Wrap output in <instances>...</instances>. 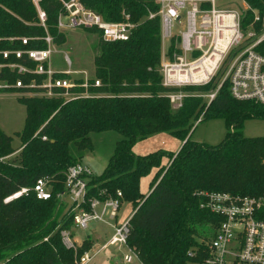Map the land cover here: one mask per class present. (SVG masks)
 Returning a JSON list of instances; mask_svg holds the SVG:
<instances>
[{
	"label": "trees",
	"instance_id": "16d2710c",
	"mask_svg": "<svg viewBox=\"0 0 264 264\" xmlns=\"http://www.w3.org/2000/svg\"><path fill=\"white\" fill-rule=\"evenodd\" d=\"M63 1L68 0H38L36 6L33 0H0V51L12 52L7 57L0 53V82L37 84L46 78L45 74L20 73L8 65L34 68L36 62L24 51L46 48V35L55 46L65 43L66 34L57 27ZM77 1L104 20L120 21L123 14H129L136 25L128 39L117 41H106L99 30L88 28L98 34L94 77L87 88L67 90L69 94L86 91L87 95L65 99L66 89L55 87L52 96L17 97L26 112L23 128L16 132L20 147L13 148L12 136L0 128V264H75V259L90 249L89 237L75 248L64 245L60 231L71 226L69 211L59 221L60 206L53 207L55 201H61L56 193L64 190L67 167L92 148L89 134L106 130L116 131L122 138L116 141L102 173L88 182L87 194L103 198L120 190L122 199L131 202L127 243L142 264H202L222 218L200 207L201 192L226 191L264 199V135L250 137L242 131L246 119H264V104L234 98L228 79L221 83L222 66L206 84L163 86L158 70L160 17L149 18L159 9L157 0ZM245 1L264 11V0ZM37 7L45 12V27L40 24ZM251 20L249 9L242 17L243 29ZM173 46L171 39L170 50ZM15 50L23 51L20 57L15 56ZM53 77L71 75L57 72ZM94 79L99 80V86L93 85ZM219 83L210 101L201 95L215 90ZM0 90L35 93L44 89L12 86ZM178 90L193 94L174 108L167 94ZM217 118L223 119L227 129L217 144L186 138L196 121ZM160 131L182 141L177 152L168 154L165 164L161 150L133 153L137 140ZM16 151L14 158H8ZM152 167L157 169L156 175L149 190L142 193L140 178ZM44 175L51 178L53 192L49 199H38L32 186ZM21 187H29V191L5 201Z\"/></svg>",
	"mask_w": 264,
	"mask_h": 264
},
{
	"label": "built area",
	"instance_id": "2783aa9c",
	"mask_svg": "<svg viewBox=\"0 0 264 264\" xmlns=\"http://www.w3.org/2000/svg\"><path fill=\"white\" fill-rule=\"evenodd\" d=\"M37 1L33 0L35 5ZM217 1L157 0L159 9L156 13H150L149 18L155 15L160 17L161 60L158 70L162 75V85L180 88L206 84L230 56L223 70L221 83L228 79L230 93L238 100L264 104V11L251 8L245 0L244 7H236L235 4L218 6ZM63 7L64 12H60L57 18L59 30L92 28L99 30L104 40L117 41L128 39L136 25L130 20L129 14H123L120 21L104 20L101 15L85 8L77 0L63 1ZM249 9L252 10V20L243 29L242 17ZM37 11L40 24L45 27V12L39 7ZM175 26L177 29L174 32ZM171 39H174L172 50L169 44L165 45V40L170 43ZM44 40L47 42L46 48L24 51L36 62L34 68L17 63L8 65L20 73L45 74L46 78L42 83L31 81L24 84L17 80L15 84L0 82V87L43 88L42 94L46 96L55 95L53 88L63 87L66 89L63 95H87L86 91L75 94L67 92L68 88L75 86L87 88V78L76 81L77 78L74 77H53L54 73L70 74L71 70L52 69L50 56L55 51V45L50 35L44 36ZM22 42L26 43V38H22ZM22 52L13 51L16 57H20ZM0 53L7 57L12 52L5 50ZM64 60L70 65L67 54H64ZM221 83L215 90L201 95L210 101ZM93 85L99 86V80L94 79ZM167 96L172 106L178 108L187 93L183 90L170 91ZM93 176L95 175L88 164L76 162L67 167L63 180L64 190L56 194L61 201L69 194L70 227L87 228L90 221H98L113 228V233L104 243L84 251L75 259V264L88 263L100 250L109 246H125L136 256L134 249L127 243L131 214L122 223H116L122 192L117 190L115 195L103 198L89 196L88 182ZM28 191L29 187H21L5 201ZM32 191L38 199H49L53 192L51 178L48 175L38 177ZM201 194L203 200L200 207L222 218L214 229L208 243V256L202 264H264V199L226 191H206ZM60 235L65 246L75 248L76 239L72 238L70 229H62ZM123 259L130 262L132 256L125 253Z\"/></svg>",
	"mask_w": 264,
	"mask_h": 264
},
{
	"label": "rangeland",
	"instance_id": "374dc122",
	"mask_svg": "<svg viewBox=\"0 0 264 264\" xmlns=\"http://www.w3.org/2000/svg\"><path fill=\"white\" fill-rule=\"evenodd\" d=\"M228 4H235L236 7H244L243 0H218V6H225ZM184 18V12L182 13ZM177 27H173L175 32ZM66 41L61 46H55V51L50 56V64L52 69L56 70H71V77L88 80L92 77L94 71V56L98 51L97 38L98 34L91 32L88 28H74L65 29ZM169 44V40H165V45ZM64 54H67L70 65L64 60ZM230 56L222 63V69L225 68ZM221 69V70H222ZM185 92V91H184ZM187 96L192 94L186 92ZM43 95L42 92L35 93H22L16 91H1L0 90V128L8 135L12 136L11 146L13 148H19L21 141L16 132L22 130L24 125V119L26 116L25 106L17 99L18 96H33ZM204 97V96H203ZM63 98L68 99L70 95H63ZM206 100H208L206 98ZM226 127L223 119H209L196 121L191 130L187 133L186 138L197 142H204L208 144H217L222 140L226 134ZM243 134L246 136H263L264 135V119L249 118L244 121L242 127ZM91 138L92 148L84 152L83 157L78 162H84L88 164L94 175V179L102 173L103 168L108 162V159L114 151L116 141L122 138V135L113 130H106L100 132H91L89 134ZM182 145L180 138L175 137L167 131L156 132L144 139L137 140L133 146L132 151L135 155H146L151 152L161 150L164 154L161 157L162 163L168 161V154L175 153ZM17 155V151L13 152L10 157L14 158ZM157 169L152 167L148 172L143 174L140 178L139 187L142 193H146L149 190L150 183L156 175ZM57 194V193H56ZM69 194L63 198V201H55L53 210H56L59 206L58 220L62 221L67 215V211L70 208ZM58 203V204H57ZM133 205L131 202L121 199V205L118 211L117 224L122 223L125 218L132 212ZM65 214V216H64ZM50 215V214H48ZM63 217V218H62ZM87 228L80 227H67L72 233V238L76 239V246L80 245L84 238L93 237L97 235L99 239H91L92 244L90 248L99 247L104 243L113 233V228L104 222L90 221L87 224ZM47 237V236H44ZM43 237V238H44ZM10 252H7L8 254ZM125 253L131 254L132 261L127 264H140L136 256L129 252L125 246L119 248L109 246L101 250L94 258L87 264H109L108 260L114 261L121 260ZM119 264H123L122 262ZM126 264V263H124Z\"/></svg>",
	"mask_w": 264,
	"mask_h": 264
},
{
	"label": "crops",
	"instance_id": "0c3cea01",
	"mask_svg": "<svg viewBox=\"0 0 264 264\" xmlns=\"http://www.w3.org/2000/svg\"><path fill=\"white\" fill-rule=\"evenodd\" d=\"M54 70H56V69H54ZM66 70H67V69H66ZM116 220H117V219H116ZM89 238H91V239H94V238H95V239H99V240H100V237H98V236L95 235V234L93 235V237L89 236ZM107 248H108V247H107ZM102 250H103V249H102ZM100 251H101V250H100ZM100 251H99V252H100ZM99 252H98V253H99ZM98 253H97V254H98ZM97 254H96V255H97ZM93 258H94V257H93ZM93 258H92V259H93ZM136 258L138 259L137 256H136ZM92 259H91V260H92ZM120 259H121V260H117V261H114V260H112V259H109L108 262H109V264H119V263H121V262H122L123 264H124V263L127 264V263H130V262L132 261V260H131L130 262H126V261H124L123 257L120 258ZM91 260H90V261H91ZM138 260H139V259H138ZM139 262H140V260H139ZM86 264H87V263H86ZM140 264H142V263L140 262Z\"/></svg>",
	"mask_w": 264,
	"mask_h": 264
}]
</instances>
